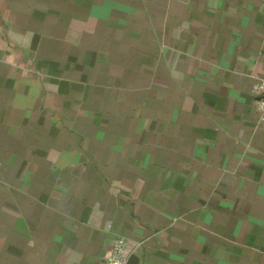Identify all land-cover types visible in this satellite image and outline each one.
<instances>
[{"label": "crops", "instance_id": "0c3cea01", "mask_svg": "<svg viewBox=\"0 0 264 264\" xmlns=\"http://www.w3.org/2000/svg\"><path fill=\"white\" fill-rule=\"evenodd\" d=\"M264 0H0V264H264Z\"/></svg>", "mask_w": 264, "mask_h": 264}, {"label": "built area", "instance_id": "2783aa9c", "mask_svg": "<svg viewBox=\"0 0 264 264\" xmlns=\"http://www.w3.org/2000/svg\"><path fill=\"white\" fill-rule=\"evenodd\" d=\"M252 93L260 119L264 121V78H257L254 81ZM127 259L125 240L121 237L115 238L105 252V264H126Z\"/></svg>", "mask_w": 264, "mask_h": 264}, {"label": "water", "instance_id": "95a60500", "mask_svg": "<svg viewBox=\"0 0 264 264\" xmlns=\"http://www.w3.org/2000/svg\"><path fill=\"white\" fill-rule=\"evenodd\" d=\"M138 253L139 251H136L135 253L129 255L126 264H138L139 262Z\"/></svg>", "mask_w": 264, "mask_h": 264}]
</instances>
